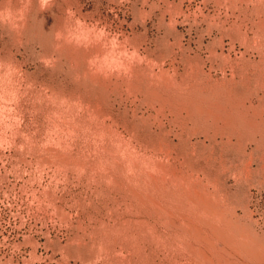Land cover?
Segmentation results:
<instances>
[{"label":"rangeland","instance_id":"374dc122","mask_svg":"<svg viewBox=\"0 0 264 264\" xmlns=\"http://www.w3.org/2000/svg\"><path fill=\"white\" fill-rule=\"evenodd\" d=\"M0 264H264V0H0Z\"/></svg>","mask_w":264,"mask_h":264},{"label":"clouds","instance_id":"9594fccd","mask_svg":"<svg viewBox=\"0 0 264 264\" xmlns=\"http://www.w3.org/2000/svg\"><path fill=\"white\" fill-rule=\"evenodd\" d=\"M49 2V0H40L41 8L46 10V5ZM81 22L77 21V24L79 25Z\"/></svg>","mask_w":264,"mask_h":264},{"label":"bare ground","instance_id":"6f19581e","mask_svg":"<svg viewBox=\"0 0 264 264\" xmlns=\"http://www.w3.org/2000/svg\"><path fill=\"white\" fill-rule=\"evenodd\" d=\"M153 172H155V171H153ZM159 173V172H158Z\"/></svg>","mask_w":264,"mask_h":264}]
</instances>
